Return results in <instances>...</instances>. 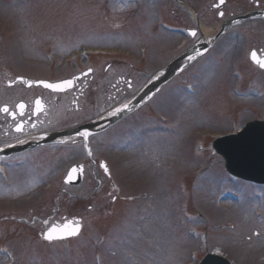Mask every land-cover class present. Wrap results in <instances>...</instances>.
<instances>
[{"label": "rangeland", "instance_id": "rangeland-1", "mask_svg": "<svg viewBox=\"0 0 264 264\" xmlns=\"http://www.w3.org/2000/svg\"><path fill=\"white\" fill-rule=\"evenodd\" d=\"M156 1L139 0L136 7L134 2L127 5L122 0H27L26 4L0 0L2 63L18 71H24L23 66L33 67L29 72L39 74L49 70L42 58L40 61L44 49L52 58L57 54L64 59L85 46L102 52L93 57L95 60L113 52V58L132 60L141 70L153 72L155 65L168 57L167 49L173 44L168 35L152 29L154 8L161 4ZM191 1L193 6L203 7L209 0ZM258 1L264 4V0ZM135 7L137 13L132 12ZM173 11L181 14L186 26L193 27L187 11L179 7ZM226 43L221 58L228 71L227 62L241 56L242 45ZM26 53L25 58L21 56ZM203 62L201 68L198 63L190 68L198 67L190 73L192 94L180 87L164 89L146 109L126 119L127 136L121 130L114 132L105 138L107 145L101 142L96 149L98 156L110 158L116 192L122 199L126 197L127 203L124 199L111 203L113 192L108 196L106 189L96 188L94 182L104 178L92 168L85 185L52 187L38 202L40 185L49 178L45 174L69 163L74 155L47 156L31 168L4 170L0 212L37 211L21 222H11L8 217L0 221V264H198L205 254L198 235L208 238L209 251H221L233 264H264V189L232 180L220 158L195 152L198 134H226L248 120L263 117V76L255 74L249 79L247 75L250 84L260 87L258 95L249 90L236 94L233 83L224 76V66L217 64V74L210 59ZM65 68H57V74ZM111 94L113 91L97 94L95 104L102 95L106 99ZM118 95L119 100L111 98V107L134 93L123 95V99ZM155 117L161 119L159 123L173 124L153 130ZM52 193L55 198L47 207H40ZM236 196L237 204L231 199ZM65 213L87 220L97 217L73 240L44 245L34 238V230L42 231L58 214ZM201 217L205 226L199 222ZM197 246L203 252L193 259Z\"/></svg>", "mask_w": 264, "mask_h": 264}, {"label": "flooded vegetation", "instance_id": "flooded-vegetation-1", "mask_svg": "<svg viewBox=\"0 0 264 264\" xmlns=\"http://www.w3.org/2000/svg\"><path fill=\"white\" fill-rule=\"evenodd\" d=\"M181 1L186 3L187 6L191 5L188 0H170V3L172 7L176 8L177 6L180 9L183 8L182 10H187L186 7L180 4ZM250 1L223 0V3H221V0H209L206 6L201 7L200 5L196 7L198 20L204 24L218 26L236 16L238 9L247 8L244 11L262 9L260 6L253 7L254 5ZM174 17L180 20L181 16L174 15ZM169 18L171 19L170 16ZM173 23L172 20H169L168 25L173 27ZM251 24L252 22H246L228 29L219 41L221 42L227 35H231L237 29H240L242 33L248 34L246 28L253 26ZM259 25H263V23H259ZM182 28L189 29L185 25H182ZM167 35L172 40L180 36L174 32H167ZM197 37H200L198 30L193 38L196 39ZM247 39L250 40V37ZM254 41L256 42L255 47L247 48L246 50L248 52L249 50H255L260 58L264 57V39ZM222 44L223 42H221L220 48L222 51H225L226 48ZM217 46H219L218 43L213 48ZM186 47H189L188 43ZM186 47L183 44L181 52ZM221 50L219 49L218 56L221 55ZM211 54L213 53L211 52ZM3 65L4 63L0 62V108L6 107L8 112L0 111V149L28 142L32 138L72 129L89 122L94 119V113L100 112L104 108V105H106L102 99L100 100L102 103L97 107L98 110L92 108L95 105L94 102L97 94H106L108 90H112L114 92L113 98L116 100L119 98L118 94L120 93L123 96L129 92H138L149 77V74L142 70L117 72L111 68L112 63H107L105 60L92 61L84 66L73 63L70 68L64 71L60 70L61 73L59 74H56V68H51L44 74H36L35 72H29L30 67L23 66V64V69L21 70L24 71H18L17 69L11 71L10 68H6ZM252 66L254 70L262 72L260 68ZM19 77L30 80H47L50 82L71 80V85H67L62 91L51 92L40 86H25L22 82L18 81L17 78ZM37 99H40L41 103L39 110H37L36 105ZM107 99V101L111 100L110 97ZM20 104L24 105L22 110L18 107ZM89 115L93 117L89 118ZM18 125L21 127V131L16 130ZM99 136L100 134L88 136V144L89 141L94 140L95 137L99 138ZM80 143H82L81 139H75L69 144L76 147ZM53 147L56 148L57 145L53 144L35 149H27L19 154L5 157L1 161L11 163L7 164V166L12 168L15 166L14 162L18 159L22 160L23 166H26L32 161L36 162V160H40L46 156L56 155V153L48 151ZM83 163L84 168H86L88 162ZM93 163L96 166L97 160H93Z\"/></svg>", "mask_w": 264, "mask_h": 264}, {"label": "water", "instance_id": "water-1", "mask_svg": "<svg viewBox=\"0 0 264 264\" xmlns=\"http://www.w3.org/2000/svg\"><path fill=\"white\" fill-rule=\"evenodd\" d=\"M195 51H190L182 59L175 62L173 66L166 69L159 77L153 80L143 92L129 105L123 109L115 112L109 119L104 122L112 124L120 119L127 112L134 109L140 104L153 90H155L159 84L168 79L178 68L181 61L189 58ZM103 122V121H102ZM89 125L75 129L68 134H77L88 129ZM255 125H248L244 132L236 137H230L223 139L214 144L215 150L220 154L226 164V169L231 174L251 180H260L264 182V133H261V138H257L255 132ZM256 136V137H255ZM79 169L73 168L68 175V179L78 174ZM67 179V180H68ZM80 179V172H79ZM78 179V182H79ZM76 182V183H78ZM63 226V225H62ZM61 226V227H62ZM79 233V232H78ZM76 236V235H75ZM73 237V236H68ZM66 238V237H65ZM201 264H229L224 259L217 256L208 255Z\"/></svg>", "mask_w": 264, "mask_h": 264}, {"label": "snow or ice", "instance_id": "snow-or-ice-1", "mask_svg": "<svg viewBox=\"0 0 264 264\" xmlns=\"http://www.w3.org/2000/svg\"><path fill=\"white\" fill-rule=\"evenodd\" d=\"M221 3H223V0H221ZM193 35H195V33H193ZM251 58L260 68L264 69V58L257 57L255 52L251 54ZM70 84H71V81L65 82V85H70ZM44 87L52 88V89H59L63 86L45 83ZM36 105H37V110H39L41 108V103L39 100L36 101ZM18 107L22 110L24 108V105L20 104L18 105ZM0 111L8 112V109L4 107V108H0ZM16 130L21 131V127L18 125ZM101 167H104L105 171L107 172V168L105 165L102 164ZM79 231H80L79 222L74 223L73 221H68L62 227L49 228L45 233H43V239L51 242L56 239H63L68 236H75L78 234Z\"/></svg>", "mask_w": 264, "mask_h": 264}, {"label": "bare ground", "instance_id": "bare-ground-1", "mask_svg": "<svg viewBox=\"0 0 264 264\" xmlns=\"http://www.w3.org/2000/svg\"><path fill=\"white\" fill-rule=\"evenodd\" d=\"M206 35H210V33H208V32H204Z\"/></svg>", "mask_w": 264, "mask_h": 264}]
</instances>
